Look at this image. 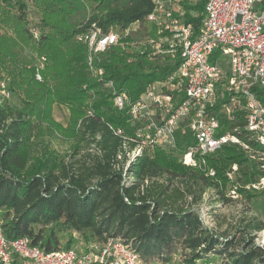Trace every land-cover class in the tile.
Here are the masks:
<instances>
[{
  "label": "trees",
  "instance_id": "obj_1",
  "mask_svg": "<svg viewBox=\"0 0 264 264\" xmlns=\"http://www.w3.org/2000/svg\"><path fill=\"white\" fill-rule=\"evenodd\" d=\"M205 2H182L195 30L204 21ZM29 3L38 17L36 25ZM153 8V0H0V82L7 76L8 87L21 101L0 104L2 230L9 239L26 235L45 251L71 247L80 239L121 236L145 260H170L181 249L186 264H211L217 257L223 264H264V246L253 235L247 233L238 246L237 235H219L185 203L187 196L197 202L208 187L225 197L232 184L227 171L234 163L239 191L249 198L258 194L261 188L246 185L264 175L262 161L241 146L226 144L208 156L214 176L185 166L179 153L156 147L153 155L143 154L129 165L134 182L122 183L115 164L123 138L114 129L132 134L136 127L128 107L117 108L111 89L91 75L87 45L77 35L92 26L122 33L118 44L98 55L97 63L104 67L105 79L135 100L150 82L167 78L180 64L179 57L150 59L149 50L141 49V41L156 36V28L146 21ZM135 23L138 27L132 28ZM25 49L36 53L33 62L20 57ZM42 57L40 68L36 58ZM223 64L227 69V58ZM257 93L264 100V90ZM56 104L68 108L66 124L55 118ZM235 124L223 118L219 133ZM48 134L77 140L70 160L51 147ZM176 136L180 151L195 141L189 130ZM81 143L88 146L83 154ZM248 228L264 229V221L251 220L243 229Z\"/></svg>",
  "mask_w": 264,
  "mask_h": 264
},
{
  "label": "built area",
  "instance_id": "obj_2",
  "mask_svg": "<svg viewBox=\"0 0 264 264\" xmlns=\"http://www.w3.org/2000/svg\"><path fill=\"white\" fill-rule=\"evenodd\" d=\"M263 1L206 0L204 21L195 30L187 19L183 0H153L154 8L146 21L156 28V36L141 41V49L149 50L150 59L179 57L180 64L167 78L150 82L135 100L126 91H119L112 79H105L104 67L97 63L98 55L118 44L122 33L114 29L106 32L98 26L78 33L77 39L88 48L87 66L91 75L111 89L117 108L128 107L129 120L136 127L132 134H126L120 127L114 129L123 138V150L115 164L122 171L123 185L135 180L129 171L131 162L143 154L153 155L156 147L179 153L185 166L214 176L216 169L209 164L208 156L226 144H237L253 157L257 156L264 168V150L249 142L253 140L264 147V100L257 93L264 90ZM134 25L138 27V23ZM32 31L38 37V30ZM39 63L42 68L44 57ZM36 77L42 79L39 70ZM2 86L9 96L5 84ZM223 98L225 101L221 102ZM218 103H221L219 108ZM223 118L237 124L219 133ZM179 130L183 134L189 130L195 140L183 151L177 148ZM237 168L234 163L227 171L232 184L225 195L232 200L241 196L236 182ZM246 186L263 188L264 175ZM199 215L203 220L202 214ZM83 243L45 251L32 245L26 235L7 238L0 225V263L171 264L173 261V258L145 260L121 236Z\"/></svg>",
  "mask_w": 264,
  "mask_h": 264
},
{
  "label": "rangeland",
  "instance_id": "obj_3",
  "mask_svg": "<svg viewBox=\"0 0 264 264\" xmlns=\"http://www.w3.org/2000/svg\"><path fill=\"white\" fill-rule=\"evenodd\" d=\"M189 1L195 4L198 0ZM29 10V17L34 25L37 22L38 17L34 7L30 3ZM136 26L137 25H133L132 28H135ZM32 55H36V53L30 49H25L21 52L20 57L27 63H31L33 62ZM36 62L39 63V58H36ZM8 79L9 78L6 76L0 82V104L6 102L9 105H20V95L10 90L8 87ZM2 84H5V88L10 92L9 96L3 92L4 89ZM54 116L57 120L66 124L68 122L69 110L63 105L56 104L54 106ZM45 139L49 140L51 147L56 149L57 153L60 156L65 157L67 161L71 158L74 146H77L76 144H78L76 139L67 140L60 134H48ZM81 145L85 148L82 150L83 154L84 151L88 150L86 149L88 146L82 143ZM94 148L95 147H91L89 150H95ZM76 158H79V155ZM185 203L189 206L192 205L197 213L202 214L204 224L212 228L219 235H230L231 233L237 235V238L239 239L238 246L241 245L244 237H247V233L254 236L256 244L264 246V229L258 230L256 228H248V232H245L243 229L251 220L255 219V221H264V189L262 190L261 188L258 194L252 198L246 197V195L241 193L240 198L232 200L226 196H222L215 187H208L203 193L201 199L197 202L193 203L191 196H187ZM83 242L82 239L77 241L78 244H84ZM184 257V255H181V253L178 252L172 257L173 261L171 264H186V262H184ZM222 262L223 258L217 257L211 264H223Z\"/></svg>",
  "mask_w": 264,
  "mask_h": 264
}]
</instances>
